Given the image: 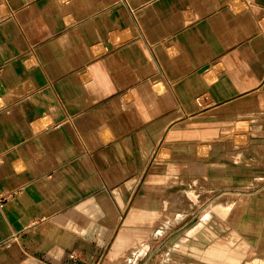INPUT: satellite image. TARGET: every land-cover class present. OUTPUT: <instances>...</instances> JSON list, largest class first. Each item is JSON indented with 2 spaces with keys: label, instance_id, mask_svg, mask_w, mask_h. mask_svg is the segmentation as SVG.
Returning <instances> with one entry per match:
<instances>
[{
  "label": "crops",
  "instance_id": "1",
  "mask_svg": "<svg viewBox=\"0 0 264 264\" xmlns=\"http://www.w3.org/2000/svg\"><path fill=\"white\" fill-rule=\"evenodd\" d=\"M168 211L264 264V0H0V264H147Z\"/></svg>",
  "mask_w": 264,
  "mask_h": 264
},
{
  "label": "rangeland",
  "instance_id": "2",
  "mask_svg": "<svg viewBox=\"0 0 264 264\" xmlns=\"http://www.w3.org/2000/svg\"><path fill=\"white\" fill-rule=\"evenodd\" d=\"M174 218L172 211H168V222L164 223L162 220L152 221V235L150 240L145 241V245L150 246L146 254L147 264H203L206 259V252L197 251L196 247L203 248L206 243L203 242L200 235H192L196 231H202L203 226L199 221L193 220L192 217L187 218L182 223ZM157 226L161 228L159 230L155 229ZM185 237L191 240V243L184 247L180 245V242ZM256 238H253L252 241L254 242L250 241L251 246L258 243V240L256 243ZM254 257H264V251L254 250L248 245L246 258L249 260Z\"/></svg>",
  "mask_w": 264,
  "mask_h": 264
},
{
  "label": "bare ground",
  "instance_id": "3",
  "mask_svg": "<svg viewBox=\"0 0 264 264\" xmlns=\"http://www.w3.org/2000/svg\"><path fill=\"white\" fill-rule=\"evenodd\" d=\"M175 206V205H174ZM223 210V209H222ZM226 210V209H225ZM184 215V214H183ZM181 217V216H180ZM181 219V218H180ZM230 262V261H229ZM236 264V263H235Z\"/></svg>",
  "mask_w": 264,
  "mask_h": 264
}]
</instances>
